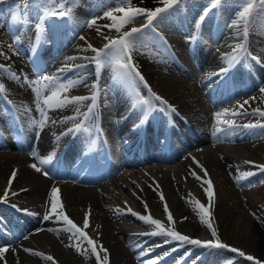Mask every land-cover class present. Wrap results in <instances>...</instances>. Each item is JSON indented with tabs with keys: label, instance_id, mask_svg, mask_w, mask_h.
<instances>
[{
	"label": "bare ground",
	"instance_id": "6f19581e",
	"mask_svg": "<svg viewBox=\"0 0 264 264\" xmlns=\"http://www.w3.org/2000/svg\"><path fill=\"white\" fill-rule=\"evenodd\" d=\"M7 1L3 0L0 3V21L3 23L6 20V14L12 8L11 5L5 6ZM97 2L99 1L85 0L82 2L80 0V3L85 4V6L71 4L73 9V19L71 20L55 17L48 19L45 26V39L43 38L45 41L43 44H39L38 54L32 55L33 50L37 49L36 44H38L37 40L34 44L35 26L39 23L37 22L38 17L40 18L42 15L41 8L46 7V5L43 4V0H30L25 8L22 0L19 1L22 17H26L25 14H27V20L17 27V31L16 26L9 30L5 23V28L2 29L5 33L0 37V52L6 53L7 58L0 56V64L7 65V68L12 72L35 80L37 71L50 67L49 64H53L52 60L57 59L58 56L60 62L63 63L68 57L90 58L94 54L88 50L89 45L92 47L98 45L97 49L104 45L102 39L106 35L98 38L96 34L98 33L97 29L100 32V29L105 26L106 20L104 21V18L103 20L98 18L93 27H87L85 35L81 36L83 39H80L70 49L67 47L72 43V40L69 41L72 32L80 28V25L86 24V19L95 17L97 13L100 14L103 9H106V7L100 8L101 6ZM158 4L155 2L153 5ZM200 8L199 4L187 0L184 5L180 6V10H183L188 17V21H184L185 26L181 23V26L178 27L182 14H178L176 11L165 24L160 25L161 28L158 27L160 31L167 30L168 34L165 33V35L169 36L171 40L172 35H174L175 43L166 41V46L151 44L153 50H149L148 47L146 54H134V57L141 62L138 65L140 71L152 87L151 93L156 92L163 97L168 104L174 106L175 112L158 109L156 107L158 102L152 98L148 89L140 92L141 96L145 92V96L140 102H134L132 92L123 85L113 83L114 86H112L111 81L114 75L112 65H105L101 75L97 78L94 66L88 64L86 60L78 59L69 61V65L78 64L87 65V67H81L76 72L66 71L61 75L65 80L78 81V78L83 80V83L77 82L76 86L66 93L69 97L84 96L88 98L89 95H93V82L98 80L100 87L98 90V109L96 110L102 111V114L113 113V116L104 117L106 121L102 128L112 129L113 132L115 129L117 133H122L120 138L122 144L125 145L121 149L122 155L117 153L116 171L111 177L107 179L103 177L104 179L97 184L92 183L90 185L79 183L78 178L51 179L45 176L43 172L36 173L29 167V165L36 163L32 155H22L5 149L2 144L6 141L0 133V197H3L6 188H8L7 182L13 170H17V176L11 185L7 202L0 203V228L3 233L9 231L10 228L16 229L17 227L24 231L21 232L18 239L12 238L3 245L9 251L4 254V259H0V264H53L52 261L24 252L23 249L25 248L41 252L45 256H52L55 264H96L95 256L90 251L80 253L75 247L67 246L73 244L74 241L68 232L62 230L66 226L57 223L55 218L50 219V222L45 226H40V221L37 220L35 226L37 228H33L35 230L33 233V229L29 230L25 227L26 215L22 211H18L17 208L29 207V209L37 210V214L41 217L50 209L49 194L52 187L60 189L65 213L81 228H83L85 214L88 213L89 227L85 229V232L96 241L98 251L101 245L108 250L110 264H142V257H145L144 261H146L143 264H147L149 260L157 258L159 254H162L159 264H166L165 261L187 264L184 262L185 259L179 261L171 257L168 249L147 245L148 241L146 242L145 239H135L131 236L129 238L128 235H135L134 224L147 225L135 216L128 214L127 208H131L138 214H146L144 207L146 202L153 218L167 221L163 204L158 195L160 192L165 197L175 223L180 224L183 229H189L184 231L176 227L181 233L193 236L195 231L202 232L205 234V238L213 239L210 230L200 223L198 212L194 210L198 209L200 205L208 206L209 204L205 192L207 188L205 181L208 180L213 184L214 191L211 222L217 231L220 242L264 262V172L259 171L243 181L239 179L234 169L235 164L251 167V164H246L245 161H251L252 164L253 162H260L264 165V135H262L264 129L248 131L237 128L233 132L235 135L232 137L234 139L230 145L226 143L229 132L218 133L219 138L214 135L215 113L223 112L224 109L237 111V105L243 103L245 99L249 100V104L239 111L246 110L251 113L253 109L257 108L264 111V94L258 90L257 93L230 101L223 107L214 108L215 106L209 105L206 101V94L204 96V92L207 93L208 89L207 91L202 90V86L209 82V79L216 77L210 67L222 60L220 54L226 48L230 49L229 47L243 44L248 50L257 51L259 53H256L257 57L264 61V15L257 14L251 19L249 32L245 38L243 22H240L241 27L235 28L232 25L237 19L228 18L232 11L233 13L236 9L237 12L241 11L236 5L228 7L226 14L220 13L217 22L218 28H215L213 24L215 21L211 22L218 18L216 12L212 11L200 28L196 29L195 23ZM14 9L17 11V6ZM102 14L97 17H102ZM142 27L143 25H140L136 28ZM185 30L186 32H184ZM195 30L200 32L201 40L204 43L200 50L203 54L200 62L193 59V64L189 63L188 60H185L188 58L185 54L178 56L175 53V57L171 59L168 54L165 58L163 54L155 53L159 47H164V49L168 47L179 48V46L194 48L196 45L194 37L198 35ZM107 37L112 38L111 34H108ZM13 38L17 42H13ZM218 39L220 40L216 41ZM19 48H21V53ZM22 51H27L32 60H44L39 66L40 68L35 69L37 63L27 60ZM166 53L168 52L166 51ZM182 61H184V67L178 68ZM249 61L257 67L256 61L252 60L251 56ZM172 62L178 67L172 65ZM135 63H137L136 60ZM205 63H207L206 68H210L209 71L200 70V67L202 68ZM262 64L264 63H259L258 68H264ZM60 67L52 66L47 75L55 74ZM7 73L8 71L3 72L5 79L0 78V84L5 85V90L0 93V129L2 126L14 124L13 119L16 116H22L23 120L26 121L27 128L30 129V119L36 122V119L41 117L36 111L37 100H35L31 89L29 90V86L25 85L22 80L13 81ZM198 74L199 80H201L199 86L193 80H196ZM262 79H264V75ZM45 83L40 85L43 94ZM260 85L259 89L264 88V80ZM210 86L212 87L211 83L209 84V92L213 90ZM140 87L144 88L138 85V88ZM210 93V98H212L214 94ZM220 93H224L219 95L225 96L224 100H226L232 97L235 92H229L227 87L221 89ZM47 94L46 91L45 95ZM251 97H255V99L253 100ZM85 101L89 102V99H85ZM133 104L136 106L133 107ZM79 105L69 104L55 111H46V116H49L47 123L63 121L61 114L65 111L69 114L72 111H80ZM28 109L31 111H26ZM124 109L134 110L139 119L132 118L130 115L126 116V113H124L126 117L123 120L116 118ZM195 112L201 116L192 118L196 115ZM240 118L245 117L240 116L238 119ZM246 118H254L256 121L259 119L258 116L252 115ZM141 121L143 122L141 123ZM82 122L83 119L73 117L69 121V125ZM260 122L264 123V120ZM53 124L61 125L63 123ZM198 124L202 127H198ZM102 128L100 129L102 130ZM202 130L208 132L205 134ZM108 134L107 130V133L101 135L110 148L109 153L115 154L110 145L109 136L111 135ZM78 135L82 136V132H79ZM45 140L47 141L48 137ZM99 144H102L101 139H99ZM177 144L186 149L179 153L181 156L177 160L173 157L165 158L159 155L165 151L178 150ZM155 151L156 155L147 158L139 156L144 152ZM196 161L207 170V176L197 166ZM133 164L142 165L127 170L123 168ZM191 172H195L202 179L199 181L194 179L190 174ZM230 172L232 175L229 174ZM237 180H239V184L236 183ZM156 184L159 185V189L154 191ZM23 189H27V191H22ZM11 192H16L18 195L12 196ZM12 205L17 206V208L12 207ZM113 210L121 211L114 212ZM157 210L160 212V216L155 214L158 212ZM6 212L7 216L11 213L19 218L11 222L4 221L3 214ZM185 217H187L186 220ZM51 223L57 224L58 229L51 227ZM45 228L52 229L51 233L53 234H47L41 230ZM226 235H229L230 239ZM158 237L155 236L152 239ZM168 244L177 245L178 242L169 239ZM192 247L195 249H191L187 254V256L192 255L189 264H254V261H248L227 249L207 250L199 248V251L196 250V247ZM162 252L167 253V255L164 256ZM100 254L103 255L102 252Z\"/></svg>",
	"mask_w": 264,
	"mask_h": 264
},
{
	"label": "snow or ice",
	"instance_id": "6c2138e0",
	"mask_svg": "<svg viewBox=\"0 0 264 264\" xmlns=\"http://www.w3.org/2000/svg\"><path fill=\"white\" fill-rule=\"evenodd\" d=\"M3 0H0L2 3ZM30 0H22L23 6L26 8L29 4ZM161 7H156L155 9H145L141 7H133L132 0H118V3L121 5L112 10H107L104 12L103 17H92L87 20L86 24L80 25L81 27L91 28L96 24L98 18H105L111 20V24H107L104 27L109 30H115L118 34L117 38H109L105 37L107 43L103 45L102 48H95L91 45L88 46V50H90L94 55L89 57H68L64 62V65L57 69L56 73L53 75H42L35 80L29 79L27 76H21L18 73L12 72L7 68V65L0 64V70L8 71L9 76L13 81L22 80L23 83L29 87H35L36 92V100L37 107L36 111L39 113L41 117H43V121L41 124H45L48 122V118L46 116V111H55L61 108L66 107L69 104H80L85 101V97H69L66 93L73 87L76 86L77 82L83 83L82 79L78 78V81L65 80L62 78L61 74L66 71H78L81 67L86 68L87 65H78L72 64L69 65V61H75L77 59L86 60L88 64H92L95 68V75L98 78L101 75L102 69L105 65H113L114 76L112 77L114 84H127V85H136L142 84L144 88L148 89L151 93V86L148 84L144 75L139 69L138 64L135 63L134 54H146V49L150 46V44H155L159 42L162 45L166 46V41L164 38L159 35L157 32V28L160 25L165 24L174 12L180 10V6L184 5L187 0H157ZM80 0H43V4L46 7L41 8L42 15L40 16L39 23L35 26V31L37 36L34 38V44L37 39L43 40L45 31H46V22L48 19L53 17L58 19L68 18L69 20L73 19L72 13L73 9L71 4L79 5ZM224 4V0H208V4L201 10V13L198 15L195 23L196 29H199L204 20L206 19L208 13L215 8L222 7ZM67 5V7H66ZM39 6V5H38ZM115 13H121L122 17L117 18ZM264 15V0H243L242 10L239 11L237 15V21L232 25L235 28L241 27L240 22H243V34L246 38L249 32V24L251 19L257 15ZM21 6L17 5L16 14L13 16V20H19L21 18ZM143 18L140 20L139 18ZM140 22L143 24L142 28L132 27L128 31H122L125 25L134 24ZM99 32V29H97ZM83 39V37H81ZM37 50L39 45H36ZM244 50L243 44L237 45L233 48V54L231 57H225L227 60V66L222 67L217 73H214L216 77H218L222 82L226 81L227 74L233 68V66L240 59V52ZM18 54V53H17ZM0 56H6V53L0 52ZM252 60H255L257 63H264V61L260 60L259 57L252 55ZM42 82H46L44 85V91H47L48 94H43L40 85ZM99 83L98 80L93 82V95L91 96V104L86 113H80L77 110L75 115V119H80V117H84L85 119L88 116L92 115L93 109L96 107L98 98H99ZM5 90V85L0 84V92ZM133 93H135V88L132 89ZM259 91L264 94V88L259 89ZM154 100L157 101L156 107L162 111L167 110L171 112H175L176 109L174 106L168 104V102L156 93H151ZM251 99H255V97H251ZM139 100V97H137ZM147 103V101H145ZM249 104V100L245 99L243 103L237 105V111L224 109L223 112H217L214 114V120L216 124L214 135H217L220 132H235L237 128H242L244 130L253 131L256 129H264V123H261V120H264V111L260 109H253L251 113L244 111H239L240 109H244V106ZM136 105L133 104V107ZM26 111H31L28 109ZM249 115L258 116V120L256 123H246L243 125H237L235 121L240 117H247ZM53 123H66L67 120L64 121H52ZM143 121H141L142 123ZM139 126V125H138ZM82 123L75 124L74 127H69L66 129L64 133L61 134V137L65 135H70L73 133H78L81 131ZM87 131V129H84ZM264 135V133H262ZM217 138L219 136L217 135ZM54 153L50 154L47 158H40L36 155L35 152L32 153L33 158L39 160L41 165H48L54 157ZM223 159V157H221ZM197 166L200 167L201 171H203L204 175L207 176V170L203 168L202 165H199V162L196 161ZM246 164H252L251 161H245ZM36 173H41L45 176L48 175L47 168H42L37 166L36 163L29 165ZM231 167V166H229ZM258 168L260 172H264V165L255 166ZM192 177L196 180H201L202 178L198 176L195 172L190 173ZM232 175V173H229ZM256 173L253 171H249L246 173L247 177H251ZM17 176V170H13L11 177L8 180V188H6L3 197H0V203H6L9 198V191L13 180ZM207 183V188L205 189L206 196L208 198V206L200 205L198 209H194L198 212L200 223L205 225L211 232V236L213 239L207 241H201L199 239L190 238L187 235L181 234L174 230L172 225L174 224V218L172 213L169 210L165 197L162 193L158 192L159 198L163 204V211L166 215V219L168 221V226H166L163 222L158 219H155L151 216L150 210L146 202L144 203L145 213L146 214H138L134 212L131 208H127V213L135 216L138 220L142 221L145 225L149 226L152 230L150 232L142 233L141 235L146 236H163L167 238L165 242L168 240L177 241L180 244L192 245L194 247L203 248L207 250H221L227 249L232 253H236L240 257H244L248 261H254V264H264L259 260L254 259L251 255H246L243 251H240L236 248L230 247L222 242H220L217 231L213 227L211 222V207L213 206L214 200V191L213 184L210 180L205 181ZM239 184V180L236 181ZM159 189V185L156 184L154 187V191ZM22 191H27V189H23ZM12 196L18 195L16 192H11ZM49 199L51 201V206L49 211L43 216L44 221H49L50 219H56L57 223H62L66 227L63 228V231H66L70 234V238L74 241L73 244L67 245L68 247H75L76 250L80 253H90L95 256L96 264H110L109 261V253L108 250L103 248V246H99V251L97 247L96 241L90 238L85 229L89 227L88 213L85 214L83 228L78 226L69 216L65 213L64 207L62 204V199L60 196V189L56 187H52L50 189ZM12 207L17 208V206L12 205ZM18 211H22L27 215H35L34 213L28 212L24 209H18ZM114 212H120L121 210H113ZM185 220L187 217L184 218ZM52 231V229H49ZM86 245V247H85ZM25 252L41 257L47 261H52L55 264L54 258L50 255L45 256L43 253L35 251L33 249L25 248L23 249ZM175 250V249H174ZM9 251V249L5 246H0V259H4V254ZM103 253L101 256L100 253ZM164 256L167 253L163 254ZM187 255V254H186ZM160 257L155 259H151L147 262V264H159ZM143 264V262H142Z\"/></svg>",
	"mask_w": 264,
	"mask_h": 264
},
{
	"label": "rangeland",
	"instance_id": "374dc122",
	"mask_svg": "<svg viewBox=\"0 0 264 264\" xmlns=\"http://www.w3.org/2000/svg\"><path fill=\"white\" fill-rule=\"evenodd\" d=\"M82 2H84L85 0H81ZM195 1V0H194ZM194 1H192L193 3H196V2H194ZM232 1H235V2H237V0H232ZM155 2H157V0H132V6L133 7H141V8H145V9H155L156 7H158L159 6V4L158 5H153ZM146 4H147V6H146ZM81 5H83V4H81ZM119 6H121L119 3H118V0H115L112 4H110V5H107V7L108 8H106V9H103L101 12H100V14L99 13H97L96 15H95V17H97V16H99V15H101L102 13L104 14V12L105 11H107V10H112V9H114V8H116V7H119ZM162 5H160V7H161ZM223 6H224V4H223ZM235 13H236V11H235ZM234 13V15L236 16V14ZM102 14V15H103ZM114 15L117 17V18H121L122 17V14L121 13H115L114 12ZM234 15H232L230 18H234ZM101 17V16H100ZM103 17V16H102ZM89 19H90V17H89ZM100 19V18H99ZM102 20H103V18H101ZM140 20H142L143 18L141 17V18H139ZM87 20L88 19H86V22H87ZM106 20V23H105V25H107V24H111L112 23V21L111 20H108V19H105L104 18V21ZM0 37H2L3 36V34L5 33V31L4 30H2V29H4L5 27V24L2 22V21H0ZM175 24V23H174ZM140 25H143L142 23H140V22H137V23H134V24H128V25H125V27L122 29V31H127L129 28H131V27H139ZM175 25H178L177 23L175 24ZM160 27V26H159ZM80 28H82V29H80ZM80 28H78L76 31H75V33L72 35V37H73V40H72V43H71V45H70V48H71V46H73V45H75V43H78V41L81 39V36H84L85 35V33H86V31H87V27H80ZM161 28V27H160ZM80 29V30H79ZM162 30H164V29H162ZM167 30H164L163 32L165 33ZM97 34V37L99 38V36L101 37H104L103 35L105 34L106 36L105 37H107L108 36V34H111V36H112V38H117V36H118V34L115 32V30L113 29V30H109L108 28H106V27H104L103 26V28H101L100 29V32H98V33H96ZM167 34V33H166ZM74 35H75V37H74ZM104 37V38H105ZM102 39V41H103V44H105V43H107V40H105V39ZM174 38H175V36L174 35H172V42H174L175 43V40H174ZM98 45H96V47H97ZM95 47V48H96ZM80 51H81V49H79ZM179 50L182 52V51H184L185 50V48L183 47V46H179ZM93 54V53H92ZM142 55V54H141ZM134 59L137 61V64L138 65H140V61L139 60H137L136 59V57H134ZM78 60V59H77ZM9 73V72H8ZM7 73V74H8ZM3 77H5V76H3V72L2 71H0V78L1 79H5V78H3ZM196 113V112H195ZM196 115H197V113H196ZM198 116V115H197ZM199 116H201V115H199ZM158 211V210H157ZM155 214L157 215V216H160V212L158 211V212H155ZM161 220H163V219H161ZM177 226H178V228H180V229H182V230H189L188 228H185V229H183V227L182 226H180V224H178L177 223ZM204 232V231H203ZM197 237H199V236H204L205 234H203L202 232H196L195 231V233H194ZM195 235H193V236H195ZM226 237H228L229 239H230V237H229V235H226ZM25 252V251H24Z\"/></svg>",
	"mask_w": 264,
	"mask_h": 264
}]
</instances>
